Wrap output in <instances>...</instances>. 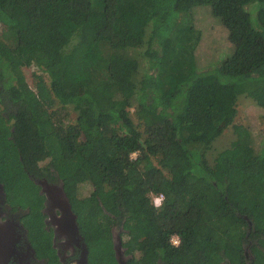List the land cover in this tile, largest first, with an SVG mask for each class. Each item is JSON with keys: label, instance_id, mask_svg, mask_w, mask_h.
I'll list each match as a JSON object with an SVG mask.
<instances>
[{"label": "trees", "instance_id": "16d2710c", "mask_svg": "<svg viewBox=\"0 0 264 264\" xmlns=\"http://www.w3.org/2000/svg\"><path fill=\"white\" fill-rule=\"evenodd\" d=\"M204 6L233 46L207 63ZM0 23L7 191L60 181L96 264L114 230L127 264H264V135L236 124L264 112V0H0Z\"/></svg>", "mask_w": 264, "mask_h": 264}, {"label": "flooded vegetation", "instance_id": "af4514ba", "mask_svg": "<svg viewBox=\"0 0 264 264\" xmlns=\"http://www.w3.org/2000/svg\"><path fill=\"white\" fill-rule=\"evenodd\" d=\"M35 171L28 173L36 185L30 191L10 193L0 180V264H96L63 184ZM24 198L25 207L20 205ZM114 245L116 260L122 257L127 264L116 230ZM245 255L251 259L249 250Z\"/></svg>", "mask_w": 264, "mask_h": 264}, {"label": "rangeland", "instance_id": "374dc122", "mask_svg": "<svg viewBox=\"0 0 264 264\" xmlns=\"http://www.w3.org/2000/svg\"><path fill=\"white\" fill-rule=\"evenodd\" d=\"M204 7H207L210 10L203 9L198 11L194 14V20L196 27L202 31V38L198 46V54L202 57L200 60L207 63L206 59L208 58L213 61V59H219L220 57L226 56L229 52H231L233 46L228 40L227 30L215 19V17H213V13L211 12L212 7ZM4 29V25L0 23V34L3 33ZM24 71L29 84L33 86V75L39 71L36 67H27ZM133 111L134 110H132V112ZM75 116V114H72L70 117L73 119ZM236 124H244L252 130L256 144L255 146L259 148L262 144L264 135L263 110L251 102L249 103L247 99H241V102H239V112L238 117L236 118ZM233 139V130L229 128L218 140L216 149L213 153H216L217 150L228 146ZM136 156L137 154L133 157ZM88 189V187L82 188L85 195L89 193ZM13 198L16 200V196L14 194Z\"/></svg>", "mask_w": 264, "mask_h": 264}, {"label": "built area", "instance_id": "2783aa9c", "mask_svg": "<svg viewBox=\"0 0 264 264\" xmlns=\"http://www.w3.org/2000/svg\"><path fill=\"white\" fill-rule=\"evenodd\" d=\"M163 200H164V196L163 195L156 196L154 198L155 206L156 207H160L162 205V203H163ZM160 201H161V203H160ZM171 242L173 243V245L178 246L180 244V238L178 236H173V238L171 239Z\"/></svg>", "mask_w": 264, "mask_h": 264}, {"label": "water", "instance_id": "95a60500", "mask_svg": "<svg viewBox=\"0 0 264 264\" xmlns=\"http://www.w3.org/2000/svg\"><path fill=\"white\" fill-rule=\"evenodd\" d=\"M75 220H76V217H75ZM118 250H119V249H117V252H118ZM117 259H118V262H119L120 264H125V263H124V260L122 259V257H121V258L118 257Z\"/></svg>", "mask_w": 264, "mask_h": 264}, {"label": "clouds", "instance_id": "9594fccd", "mask_svg": "<svg viewBox=\"0 0 264 264\" xmlns=\"http://www.w3.org/2000/svg\"><path fill=\"white\" fill-rule=\"evenodd\" d=\"M134 155H135V154H134ZM134 158H135V157H134ZM158 196H160V195H158ZM155 197H156V196L153 197V204H154V198H155ZM163 202H164V200H163ZM160 203H161V201H160ZM162 204H163V203H162ZM154 206H155V204H154ZM161 206H162V205H161ZM161 206H160V207H161ZM155 207H156V206H155ZM160 207H156V208L158 209V208H160Z\"/></svg>", "mask_w": 264, "mask_h": 264}]
</instances>
